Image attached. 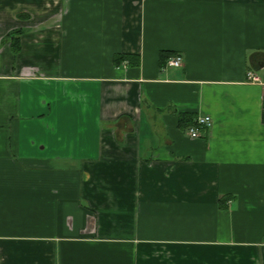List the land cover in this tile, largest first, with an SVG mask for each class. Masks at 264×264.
Instances as JSON below:
<instances>
[{"label": "crops", "instance_id": "0c3cea01", "mask_svg": "<svg viewBox=\"0 0 264 264\" xmlns=\"http://www.w3.org/2000/svg\"><path fill=\"white\" fill-rule=\"evenodd\" d=\"M0 264H264V0H0Z\"/></svg>", "mask_w": 264, "mask_h": 264}, {"label": "built area", "instance_id": "2783aa9c", "mask_svg": "<svg viewBox=\"0 0 264 264\" xmlns=\"http://www.w3.org/2000/svg\"><path fill=\"white\" fill-rule=\"evenodd\" d=\"M181 57L179 55H174L165 61V65L168 68H178L181 65ZM247 79L251 82H257L258 78L252 73L247 74ZM211 126V118L209 116H197L194 123L187 128V134L190 138L200 137V131L204 128Z\"/></svg>", "mask_w": 264, "mask_h": 264}, {"label": "trees", "instance_id": "16d2710c", "mask_svg": "<svg viewBox=\"0 0 264 264\" xmlns=\"http://www.w3.org/2000/svg\"><path fill=\"white\" fill-rule=\"evenodd\" d=\"M18 33H19L18 31L15 32V34H18ZM170 55L171 54H169L167 52L161 51V53H160V63H161V65H163V63L167 60V58H169ZM133 58H134V56L117 55V56L114 57V63L116 65H120L123 61H128V63H133V60H132ZM136 63H138V62L136 61ZM194 120H195V116L193 114H188V113L180 114L179 119H178L179 126L182 129H186V128H188L189 126H191L194 123ZM220 201H222V200H220Z\"/></svg>", "mask_w": 264, "mask_h": 264}]
</instances>
